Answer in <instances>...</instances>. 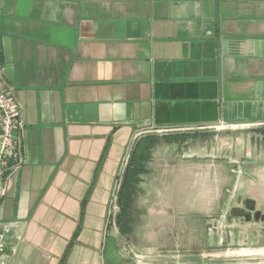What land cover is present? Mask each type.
I'll list each match as a JSON object with an SVG mask.
<instances>
[{
	"label": "crops",
	"instance_id": "crops-1",
	"mask_svg": "<svg viewBox=\"0 0 264 264\" xmlns=\"http://www.w3.org/2000/svg\"><path fill=\"white\" fill-rule=\"evenodd\" d=\"M0 80L23 123L7 264H127L112 210L133 141L158 131L226 139L149 162V216L194 226L239 197L264 212L247 163L264 162V0H0Z\"/></svg>",
	"mask_w": 264,
	"mask_h": 264
},
{
	"label": "rangeland",
	"instance_id": "rangeland-1",
	"mask_svg": "<svg viewBox=\"0 0 264 264\" xmlns=\"http://www.w3.org/2000/svg\"><path fill=\"white\" fill-rule=\"evenodd\" d=\"M222 132L225 131L178 129L169 132L158 131L154 134L140 136L139 139L150 135L157 138L156 144L150 149L148 161L144 163L145 171L149 167V162H151L150 167L154 166V163L161 164L162 161L158 157L163 156L164 153L170 154L173 152L176 154L178 150L182 152L181 149L186 147L195 150L200 149L202 146L205 152L209 151L216 144L215 140H218L219 136L226 139V134L222 135ZM165 138L169 139L166 140ZM176 139H182L181 141H183L180 148L170 150L171 152H163L165 143ZM135 142L133 141L127 152L125 166ZM220 147L222 154L227 156L226 147L223 144ZM141 176L146 177L144 173ZM133 200L134 205L132 204L130 210L129 231L126 233L120 232L118 223H116L119 206L116 207L115 205L112 210L113 222L116 224L122 239L121 251L122 245L127 244L141 255L150 253L157 258L164 256L166 259L168 258L167 260H174V262L177 259L184 260L182 254L188 255L187 260L199 262L202 260L212 261L231 258L246 252L260 253L264 251V223L261 225L257 221L246 223L239 219L237 213H235V207H243L242 197L235 198L234 201L230 202L228 200L226 204H222L220 211L205 214L203 217L197 216V224H194V226L178 225L181 221L185 222L186 217L182 218L181 221L176 218L178 223L172 220V223L176 225H170L169 218H154L151 214L149 216V205L152 203L149 201L146 192L140 190L138 194L135 193Z\"/></svg>",
	"mask_w": 264,
	"mask_h": 264
},
{
	"label": "built area",
	"instance_id": "built-area-1",
	"mask_svg": "<svg viewBox=\"0 0 264 264\" xmlns=\"http://www.w3.org/2000/svg\"><path fill=\"white\" fill-rule=\"evenodd\" d=\"M20 111L19 106L11 96V90L2 86L0 80V202L9 174L22 163L20 149L23 123ZM10 233V225L0 223V264H7L6 240ZM19 238L17 237V239ZM122 254L128 261L127 264H154L155 255L150 253L141 255L127 244L122 245ZM172 264H264V254L246 252L221 260H202L199 262H180L177 260Z\"/></svg>",
	"mask_w": 264,
	"mask_h": 264
},
{
	"label": "trees",
	"instance_id": "trees-1",
	"mask_svg": "<svg viewBox=\"0 0 264 264\" xmlns=\"http://www.w3.org/2000/svg\"><path fill=\"white\" fill-rule=\"evenodd\" d=\"M168 140L169 138H165ZM157 138L154 135L138 139L131 150L130 157L125 166L121 185L117 193V205L119 215L116 218L120 232H128L131 220V209L134 202L133 196L136 193L140 175L144 173V163L148 161L150 149L156 144Z\"/></svg>",
	"mask_w": 264,
	"mask_h": 264
},
{
	"label": "flooded vegetation",
	"instance_id": "flooded-vegetation-1",
	"mask_svg": "<svg viewBox=\"0 0 264 264\" xmlns=\"http://www.w3.org/2000/svg\"><path fill=\"white\" fill-rule=\"evenodd\" d=\"M242 204H243V207H235V213H237V217L239 219H242L244 222L248 223V222H260L259 224H263L264 223V220H262L261 218L259 219H254L253 216V213H255V211H259L261 212L262 214H264L263 210H259L255 207V205L253 204V210H249L248 206H249V203L250 201L247 199V198H242L241 200Z\"/></svg>",
	"mask_w": 264,
	"mask_h": 264
},
{
	"label": "water",
	"instance_id": "water-1",
	"mask_svg": "<svg viewBox=\"0 0 264 264\" xmlns=\"http://www.w3.org/2000/svg\"><path fill=\"white\" fill-rule=\"evenodd\" d=\"M262 147H263V144L262 143L256 142L254 144V149L255 150H261ZM247 163L254 164V165H263L264 164V162H261V161H250V162H247ZM250 204L253 206V203L250 202L248 208H249V210H253V207ZM252 217H254V219L261 218L262 220H264V214H262L259 211H255V213H253V216Z\"/></svg>",
	"mask_w": 264,
	"mask_h": 264
}]
</instances>
